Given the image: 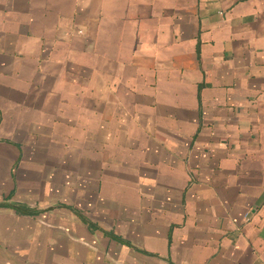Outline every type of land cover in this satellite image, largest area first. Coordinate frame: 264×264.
<instances>
[{
    "label": "crops",
    "instance_id": "crops-1",
    "mask_svg": "<svg viewBox=\"0 0 264 264\" xmlns=\"http://www.w3.org/2000/svg\"><path fill=\"white\" fill-rule=\"evenodd\" d=\"M0 264H264V0H0Z\"/></svg>",
    "mask_w": 264,
    "mask_h": 264
}]
</instances>
